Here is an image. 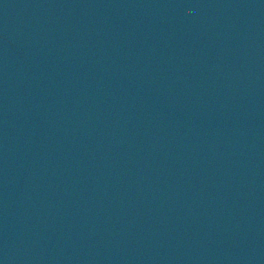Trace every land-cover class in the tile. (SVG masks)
<instances>
[{
	"label": "water",
	"instance_id": "95a60500",
	"mask_svg": "<svg viewBox=\"0 0 264 264\" xmlns=\"http://www.w3.org/2000/svg\"><path fill=\"white\" fill-rule=\"evenodd\" d=\"M0 264H264V0H0Z\"/></svg>",
	"mask_w": 264,
	"mask_h": 264
}]
</instances>
